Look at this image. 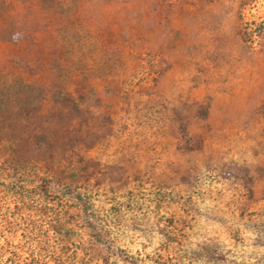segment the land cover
<instances>
[{
	"label": "rangeland",
	"instance_id": "obj_1",
	"mask_svg": "<svg viewBox=\"0 0 264 264\" xmlns=\"http://www.w3.org/2000/svg\"><path fill=\"white\" fill-rule=\"evenodd\" d=\"M0 264H264V0H0Z\"/></svg>",
	"mask_w": 264,
	"mask_h": 264
}]
</instances>
